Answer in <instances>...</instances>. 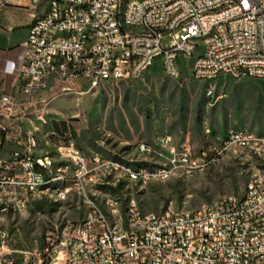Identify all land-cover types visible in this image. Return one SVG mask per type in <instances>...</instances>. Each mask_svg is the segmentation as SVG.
<instances>
[{
    "label": "built area",
    "instance_id": "obj_1",
    "mask_svg": "<svg viewBox=\"0 0 264 264\" xmlns=\"http://www.w3.org/2000/svg\"><path fill=\"white\" fill-rule=\"evenodd\" d=\"M9 5H31L33 20L19 94L0 97L13 147L0 158V196L18 209L45 197L80 216L64 218L23 258L14 256L10 234L0 228V264H264V173L252 177L242 196L189 213L144 212L135 197L102 203L96 191L112 177L146 184L202 172L225 151L264 150V136L233 130L199 158L173 135L142 140L136 153L149 165L141 167L84 151L71 130L27 132L16 114L33 107L52 81H84L96 90L139 80L157 61L174 81L189 69L206 83L214 106L226 98L223 79L264 80V0H0V13ZM204 132L213 135L209 124Z\"/></svg>",
    "mask_w": 264,
    "mask_h": 264
},
{
    "label": "rangeland",
    "instance_id": "obj_2",
    "mask_svg": "<svg viewBox=\"0 0 264 264\" xmlns=\"http://www.w3.org/2000/svg\"><path fill=\"white\" fill-rule=\"evenodd\" d=\"M52 82L43 98L32 100L33 107L23 105L22 115L44 133L51 130L43 124H49V119L66 121L75 128L77 142L85 151H99L127 165L147 167L149 163L138 156L136 145L163 135L189 143L197 158L203 150L213 154L214 145H222L233 130L248 129L264 136V80L223 79L220 88L226 98L214 106L206 98V83L195 80L189 69L174 81L164 76L159 61L139 80L105 84L96 90L82 82ZM206 124L212 137L204 132ZM12 148L10 143L3 158L9 157ZM259 173H264V150H230L202 172L146 184L112 177L96 191L102 203L135 197L144 212L189 213L225 197L242 196ZM10 200L0 196V228L9 232L15 257L23 258L42 247L64 218L80 216L74 208L45 197L20 209L11 207Z\"/></svg>",
    "mask_w": 264,
    "mask_h": 264
},
{
    "label": "crops",
    "instance_id": "obj_3",
    "mask_svg": "<svg viewBox=\"0 0 264 264\" xmlns=\"http://www.w3.org/2000/svg\"><path fill=\"white\" fill-rule=\"evenodd\" d=\"M32 12L33 7L31 5H9L0 13V97L2 95L19 94L18 78L25 61V46L33 20ZM78 82L86 84L84 81ZM47 93V90H44L38 93L36 97L43 98ZM16 114L21 115L22 110L19 109ZM21 119L27 132H36L41 137L48 134L42 132L39 126L34 125L31 119L27 117H22ZM48 122L49 124L43 123L45 127H50V129L55 130L60 135H64L71 130L75 140H78L75 128L68 122L63 120L52 121L50 119ZM5 123L6 119L0 118V158L5 157L6 151L10 146V142L3 131ZM53 141L57 142L55 138H53Z\"/></svg>",
    "mask_w": 264,
    "mask_h": 264
}]
</instances>
